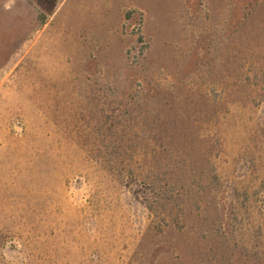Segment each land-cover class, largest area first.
Masks as SVG:
<instances>
[{"label":"rangeland","instance_id":"obj_1","mask_svg":"<svg viewBox=\"0 0 264 264\" xmlns=\"http://www.w3.org/2000/svg\"><path fill=\"white\" fill-rule=\"evenodd\" d=\"M0 264H264V0H0Z\"/></svg>","mask_w":264,"mask_h":264}]
</instances>
